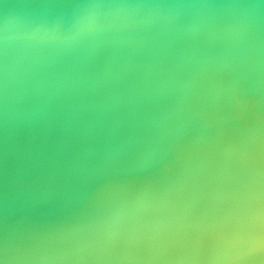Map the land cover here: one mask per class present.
I'll return each mask as SVG.
<instances>
[{
	"label": "water",
	"instance_id": "95a60500",
	"mask_svg": "<svg viewBox=\"0 0 264 264\" xmlns=\"http://www.w3.org/2000/svg\"><path fill=\"white\" fill-rule=\"evenodd\" d=\"M262 203L261 0H0L16 264H264L259 243L214 238Z\"/></svg>",
	"mask_w": 264,
	"mask_h": 264
},
{
	"label": "snow or ice",
	"instance_id": "6c2138e0",
	"mask_svg": "<svg viewBox=\"0 0 264 264\" xmlns=\"http://www.w3.org/2000/svg\"><path fill=\"white\" fill-rule=\"evenodd\" d=\"M254 199L250 197V200ZM237 230L230 234L217 233L214 237L217 241L225 243H244L246 245V254L249 255L253 246L259 243L264 249V203L257 210L250 207L242 218L236 220ZM5 241L0 240V264H4Z\"/></svg>",
	"mask_w": 264,
	"mask_h": 264
},
{
	"label": "clouds",
	"instance_id": "9594fccd",
	"mask_svg": "<svg viewBox=\"0 0 264 264\" xmlns=\"http://www.w3.org/2000/svg\"><path fill=\"white\" fill-rule=\"evenodd\" d=\"M261 4H264V0H261ZM186 5H174V4H103V3H89L81 5L82 9H164V8H174V7H185ZM232 7H253V5H231ZM4 36L2 37L3 41L6 43L8 40L7 30H8V20L5 19L3 22ZM21 259L20 257L10 254V250L5 244L4 247V264H16V262Z\"/></svg>",
	"mask_w": 264,
	"mask_h": 264
}]
</instances>
